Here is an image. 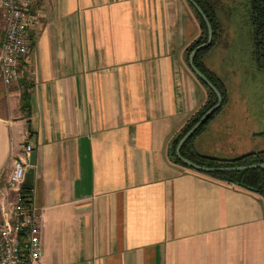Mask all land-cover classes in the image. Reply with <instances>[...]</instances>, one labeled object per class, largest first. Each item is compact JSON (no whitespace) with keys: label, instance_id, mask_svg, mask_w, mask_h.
<instances>
[{"label":"crops","instance_id":"crops-1","mask_svg":"<svg viewBox=\"0 0 264 264\" xmlns=\"http://www.w3.org/2000/svg\"><path fill=\"white\" fill-rule=\"evenodd\" d=\"M209 1L220 31L202 62L227 102L193 148L220 158L264 151L250 0H233L244 11ZM39 12L19 84L0 77V189L14 159L36 152L28 195L43 213V256L34 264H264V196L169 155L209 97L186 60L202 33L189 1L42 0Z\"/></svg>","mask_w":264,"mask_h":264},{"label":"built area","instance_id":"built-area-1","mask_svg":"<svg viewBox=\"0 0 264 264\" xmlns=\"http://www.w3.org/2000/svg\"><path fill=\"white\" fill-rule=\"evenodd\" d=\"M42 0H0L5 22L0 41V77L7 87L19 84L23 63L31 52V32L36 27ZM32 144L25 150L32 151ZM29 163L15 158L0 189V264H34L43 256V213L22 193ZM4 177L0 173V180ZM13 192V197L10 196Z\"/></svg>","mask_w":264,"mask_h":264},{"label":"trees","instance_id":"trees-1","mask_svg":"<svg viewBox=\"0 0 264 264\" xmlns=\"http://www.w3.org/2000/svg\"><path fill=\"white\" fill-rule=\"evenodd\" d=\"M203 10L208 15L213 29H214V41L212 45L208 48H205L199 51L195 57L196 65L206 74V76L218 87L224 97V102L222 106L215 111L193 134V136L188 139V141L182 147V155L185 157L193 160L194 162L208 167H215V166H244L250 165L254 163L264 162V151L258 152H250L246 154H242L232 158H220L211 155H206L197 152L193 148V141L195 137L204 130L206 125L219 113L222 109L224 104L227 102V91L225 84L223 83L222 79L212 72L204 63L202 62V56L209 51L216 43L217 36L220 31V21L216 15L213 5L209 0H196ZM191 8L193 9L194 13L196 14L202 29L201 35L194 40L186 49V60L188 62L189 55L191 51L205 43L208 38V29L207 25L200 15V13L196 10V8L189 3ZM250 20L252 25L255 28V35H256V45H257V53L259 57L262 58L264 64V0H250ZM200 82L207 88L208 90V100L196 111L190 119L184 124L181 130L173 137L169 147V155L170 157L179 164L185 165L176 155V146L180 140V138L189 130L191 129L197 121L203 116V114L211 108L217 102V95L215 92L203 81L202 79L198 78ZM27 89L23 92V100L26 102L27 100ZM190 168V167H188ZM211 176L218 177L224 180L232 181L238 183L244 187L249 189L255 190L260 192L264 196V169L263 168H252L244 171H233V172H213L207 173ZM30 191L29 188H22V193L24 197H29L28 192Z\"/></svg>","mask_w":264,"mask_h":264},{"label":"water","instance_id":"water-1","mask_svg":"<svg viewBox=\"0 0 264 264\" xmlns=\"http://www.w3.org/2000/svg\"><path fill=\"white\" fill-rule=\"evenodd\" d=\"M189 3H191L196 10L200 13V15L203 17L207 29H208V38L207 41L197 47H195L190 55H189V66L193 73L203 81L215 92L217 95V102L214 104L211 108H209L203 116L197 121V123L189 129L179 140L177 146H176V155L177 157L188 167L205 173H213V172H233V171H244L252 168H263L264 169V162L254 163L250 165H244V166H215V167H208L200 165L193 160L185 157L182 155V147L183 145L190 139L193 134L198 130V128L215 112L217 111L224 102V97L221 91L218 89V87L206 76V74L196 65L195 63V57L196 54L212 45L214 41V29L212 26V23L206 14V12L203 10V8L200 6V4L196 0H188ZM30 166L28 167L25 182L23 184V187L25 188H31L33 186L34 182V174H35V168L34 165L36 163V152L33 151L30 154V160H29Z\"/></svg>","mask_w":264,"mask_h":264},{"label":"rangeland","instance_id":"rangeland-1","mask_svg":"<svg viewBox=\"0 0 264 264\" xmlns=\"http://www.w3.org/2000/svg\"><path fill=\"white\" fill-rule=\"evenodd\" d=\"M240 1H245V0H240ZM230 5L232 7H235L236 8H233V9H236L238 11H244V4L243 3H238V4H235L233 0H230ZM227 9V8H226ZM234 21V19H233ZM4 29H5V22H4V18H3V15H2V10L0 8V39L3 37V34H4ZM250 74L253 75V74H257V75H261L262 73H260L252 63H250ZM0 86H2L4 89V91H6V87L0 82ZM13 86H10L9 88H11ZM256 107H262V105H260L259 103L256 104Z\"/></svg>","mask_w":264,"mask_h":264}]
</instances>
